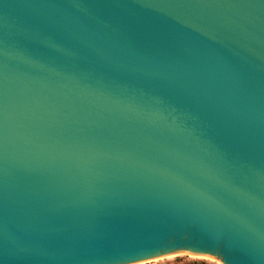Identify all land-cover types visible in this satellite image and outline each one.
I'll return each instance as SVG.
<instances>
[{
  "label": "water",
  "instance_id": "1",
  "mask_svg": "<svg viewBox=\"0 0 264 264\" xmlns=\"http://www.w3.org/2000/svg\"><path fill=\"white\" fill-rule=\"evenodd\" d=\"M177 254L264 264V0H0V264Z\"/></svg>",
  "mask_w": 264,
  "mask_h": 264
},
{
  "label": "snow or ice",
  "instance_id": "2",
  "mask_svg": "<svg viewBox=\"0 0 264 264\" xmlns=\"http://www.w3.org/2000/svg\"><path fill=\"white\" fill-rule=\"evenodd\" d=\"M202 242L196 240H184L180 241L174 238H165L159 241L139 245L134 247L130 251L129 259H138L147 255H155L159 250H169L175 247L184 246V247H196L198 244ZM218 264H223L222 261L218 262Z\"/></svg>",
  "mask_w": 264,
  "mask_h": 264
},
{
  "label": "rangeland",
  "instance_id": "3",
  "mask_svg": "<svg viewBox=\"0 0 264 264\" xmlns=\"http://www.w3.org/2000/svg\"><path fill=\"white\" fill-rule=\"evenodd\" d=\"M140 264H218V261L203 257H194L185 254H178L158 261H147Z\"/></svg>",
  "mask_w": 264,
  "mask_h": 264
},
{
  "label": "bare ground",
  "instance_id": "4",
  "mask_svg": "<svg viewBox=\"0 0 264 264\" xmlns=\"http://www.w3.org/2000/svg\"><path fill=\"white\" fill-rule=\"evenodd\" d=\"M178 255V254H177ZM180 255V254H179ZM172 256H174V255H172ZM172 256H168V257H172ZM164 258H167V257H163V258H160V259H156V260H153V261H158V260H161V259H164ZM207 259H209V258H207Z\"/></svg>",
  "mask_w": 264,
  "mask_h": 264
}]
</instances>
